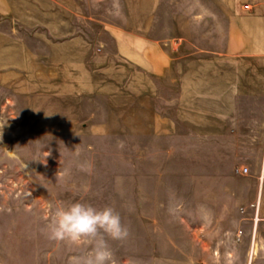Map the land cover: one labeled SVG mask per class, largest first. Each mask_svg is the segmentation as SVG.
I'll return each mask as SVG.
<instances>
[{"label":"rangeland","instance_id":"obj_1","mask_svg":"<svg viewBox=\"0 0 264 264\" xmlns=\"http://www.w3.org/2000/svg\"><path fill=\"white\" fill-rule=\"evenodd\" d=\"M76 1L78 33L94 50H113L110 29L135 30L141 8L155 3L153 19L143 15L145 33L165 48L180 43L197 63L198 49L224 41L223 4L244 0ZM9 30L15 40L0 41V264H69L86 254L91 245L53 241L43 231L50 203L73 202L119 213L127 237H105L117 264H249L253 236L250 264H264L260 212L253 232L259 186L253 199L250 184L264 163V122L242 115L235 129L249 137H198L182 123L170 137L137 136L133 96L125 114L96 97L94 114L81 121L79 97L61 88L69 71L48 55L55 41L0 17V31ZM9 45L14 56L3 50ZM253 109L262 113V106ZM241 166L248 175L236 173Z\"/></svg>","mask_w":264,"mask_h":264},{"label":"crops","instance_id":"obj_2","mask_svg":"<svg viewBox=\"0 0 264 264\" xmlns=\"http://www.w3.org/2000/svg\"><path fill=\"white\" fill-rule=\"evenodd\" d=\"M223 5L224 41L219 48L198 49L197 63L189 59L194 52L185 51L180 43L165 48L145 33L143 15L152 20L155 3L148 11L141 8L135 30L110 29L114 49L109 51L94 50L78 33L82 15L76 0H0V17L24 28H41L49 41H55L48 55L54 54L61 72L69 71L70 82L61 88L79 97L75 115L81 121L94 114L96 97L103 100V107L116 105L125 114L126 98L133 96L137 136L170 137L176 123H182L198 137H249L235 124L245 120L242 115L248 122H264V0ZM13 32L0 31V41H14ZM3 50L14 56L16 48L9 45ZM19 50L29 55L26 47ZM159 100L162 106L156 107ZM254 106H262V113L253 114ZM248 174L249 169L242 176ZM250 180L253 199L259 186L258 212L264 217V178L260 182L257 172Z\"/></svg>","mask_w":264,"mask_h":264},{"label":"clouds","instance_id":"obj_3","mask_svg":"<svg viewBox=\"0 0 264 264\" xmlns=\"http://www.w3.org/2000/svg\"><path fill=\"white\" fill-rule=\"evenodd\" d=\"M43 231L53 241H66L76 247L91 245L86 254L73 255L69 264H117L105 237L122 240L128 235V229L113 207L96 208L84 202L66 206L50 203Z\"/></svg>","mask_w":264,"mask_h":264},{"label":"built area","instance_id":"obj_4","mask_svg":"<svg viewBox=\"0 0 264 264\" xmlns=\"http://www.w3.org/2000/svg\"><path fill=\"white\" fill-rule=\"evenodd\" d=\"M236 173L239 174V175H242V174H246L248 173V168L247 167H242V168H237L236 169ZM264 178V163L262 164L261 166V169H260V173H259V181L261 182V180ZM259 217H258V211L256 209V212H255V218H254V229H253V232L255 233V230H256V224L257 222L259 221ZM252 242H251V245H250V250H249V254H248V263L250 264L251 263V260L253 258V255H254V252H252V249L254 247V251L256 250V245H255V242H254V236L252 238Z\"/></svg>","mask_w":264,"mask_h":264},{"label":"bare ground","instance_id":"obj_5","mask_svg":"<svg viewBox=\"0 0 264 264\" xmlns=\"http://www.w3.org/2000/svg\"><path fill=\"white\" fill-rule=\"evenodd\" d=\"M252 252H254V247H253V249H252Z\"/></svg>","mask_w":264,"mask_h":264}]
</instances>
